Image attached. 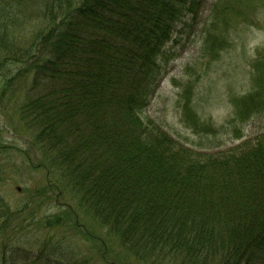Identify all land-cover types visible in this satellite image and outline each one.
Segmentation results:
<instances>
[{
    "label": "trees",
    "instance_id": "trees-1",
    "mask_svg": "<svg viewBox=\"0 0 264 264\" xmlns=\"http://www.w3.org/2000/svg\"><path fill=\"white\" fill-rule=\"evenodd\" d=\"M200 3L0 0V116L27 139L18 151L60 203L50 224L68 232L17 244L27 205L0 197V264H264V134L199 151L141 115L166 46ZM260 60L254 89L233 101L241 122L264 113Z\"/></svg>",
    "mask_w": 264,
    "mask_h": 264
},
{
    "label": "rangeland",
    "instance_id": "rangeland-1",
    "mask_svg": "<svg viewBox=\"0 0 264 264\" xmlns=\"http://www.w3.org/2000/svg\"><path fill=\"white\" fill-rule=\"evenodd\" d=\"M243 3L240 7L242 2L238 0H201L196 13L178 25L166 46L162 78L141 113L145 120L154 121L199 151L227 150L264 134V113L241 122L237 103L233 102L241 101L254 89V63L258 58L264 69V0ZM215 38L216 45L212 43ZM217 38L224 43L217 44ZM22 41L27 44L28 38L22 37ZM187 99L193 100L194 114L184 116L183 102ZM198 119L212 123L215 131L206 134L195 129ZM6 123L0 116V197L16 208L27 205L19 212L24 228L17 231L15 242L40 246L52 237L51 244H58L60 236L68 233L50 224L61 211L60 203L54 194L51 201L49 194L42 195L43 172L29 168L18 151L28 148L27 139L18 137ZM34 191L39 192L40 203ZM34 211L33 223L25 217ZM63 242L88 244L74 237Z\"/></svg>",
    "mask_w": 264,
    "mask_h": 264
}]
</instances>
